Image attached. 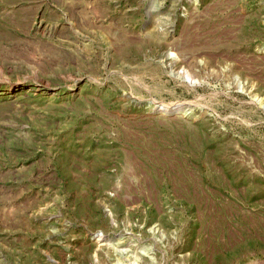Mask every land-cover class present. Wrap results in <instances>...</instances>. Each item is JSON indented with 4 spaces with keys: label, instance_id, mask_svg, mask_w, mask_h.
Wrapping results in <instances>:
<instances>
[{
    "label": "rangeland",
    "instance_id": "obj_1",
    "mask_svg": "<svg viewBox=\"0 0 264 264\" xmlns=\"http://www.w3.org/2000/svg\"><path fill=\"white\" fill-rule=\"evenodd\" d=\"M0 264H264V0H0Z\"/></svg>",
    "mask_w": 264,
    "mask_h": 264
},
{
    "label": "bare ground",
    "instance_id": "obj_2",
    "mask_svg": "<svg viewBox=\"0 0 264 264\" xmlns=\"http://www.w3.org/2000/svg\"><path fill=\"white\" fill-rule=\"evenodd\" d=\"M169 109V108H168ZM172 109V108H171ZM165 111V110H164ZM171 111V110H170Z\"/></svg>",
    "mask_w": 264,
    "mask_h": 264
}]
</instances>
